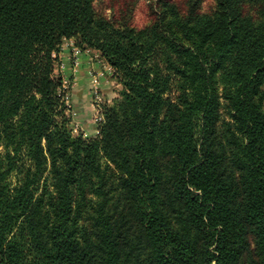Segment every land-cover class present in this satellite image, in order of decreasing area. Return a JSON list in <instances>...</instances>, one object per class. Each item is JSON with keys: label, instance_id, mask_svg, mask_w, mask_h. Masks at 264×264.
Here are the masks:
<instances>
[{"label": "trees", "instance_id": "16d2710c", "mask_svg": "<svg viewBox=\"0 0 264 264\" xmlns=\"http://www.w3.org/2000/svg\"><path fill=\"white\" fill-rule=\"evenodd\" d=\"M198 1L0 0V264H264V0ZM66 42L122 86L94 138Z\"/></svg>", "mask_w": 264, "mask_h": 264}, {"label": "rangeland", "instance_id": "374dc122", "mask_svg": "<svg viewBox=\"0 0 264 264\" xmlns=\"http://www.w3.org/2000/svg\"><path fill=\"white\" fill-rule=\"evenodd\" d=\"M164 1L169 2H177L182 6L184 10H187L191 0H96V6L98 9L105 10L108 14L112 15L113 9L115 11L119 10L120 7H133L134 9V23L137 27H143L146 25L152 18H153V11L157 9L160 4ZM200 1V2H199ZM199 7L201 12H210L214 10L216 3L215 0H199ZM66 42L64 44V50L71 48ZM73 44V43H72ZM72 46V45H71ZM73 48L74 44H73ZM75 51V50H74ZM76 54H79V50L75 51ZM86 53L90 54L93 60L96 61L102 67L104 64L103 60L101 59L100 55L92 51H85ZM104 68V67H103ZM114 70L108 64L106 65V69H102L101 72L98 74H92V82L95 85V89H91L90 93V100H88L87 104H85L88 108L86 110L83 108V104L80 103L79 99L82 98L79 94H76V102L72 101V96L74 94L73 87L74 82L73 80H66V87L68 90V105L71 107V115H72V126L73 132L75 135H83L87 138H94L97 137V129L99 122L101 121V112L102 106L104 104H112L115 100L120 98V93L122 90V86L119 85L113 79ZM107 79L109 82V87L104 91L100 92L98 89L99 78ZM93 85V86H94ZM95 90V92H94ZM79 102V103H78ZM76 103L78 106H76ZM81 104V106H79ZM73 105H75V109H73ZM80 107V108H79ZM85 107V106H84ZM80 110H79V109ZM93 111L90 113V111ZM96 110V112L94 111ZM87 111V112H86ZM99 131V130H98ZM16 177L11 178V182L14 185L16 183Z\"/></svg>", "mask_w": 264, "mask_h": 264}, {"label": "crops", "instance_id": "0c3cea01", "mask_svg": "<svg viewBox=\"0 0 264 264\" xmlns=\"http://www.w3.org/2000/svg\"><path fill=\"white\" fill-rule=\"evenodd\" d=\"M73 42H68L67 44L71 47L69 49L63 48L62 53L60 54L61 60V73L65 79L73 80L74 94L72 96V101L76 102V94L82 96L79 99L80 103L83 104V108H87L85 104H87L88 100H90V90L95 89V85L92 82V74H98L102 71V69H106V63L102 64V67L95 60H93L92 56L85 51H80L79 54H76L75 48H73ZM72 45V46H71ZM75 47V45H74ZM75 50V51H74ZM104 67V68H103ZM98 89L100 92H104L109 87V82L107 79L99 78ZM94 85V86H93ZM95 92V90H94ZM79 103V102H78ZM76 106L77 103H76ZM81 106V104H79ZM85 106V107H84ZM80 108V107H79ZM78 108V109H79ZM89 108V107H88ZM88 108L86 110H88ZM73 109H75V105H73ZM80 110V109H79ZM96 112V110H94ZM87 112V111H86ZM93 111L91 110L90 113ZM99 133L97 129V134Z\"/></svg>", "mask_w": 264, "mask_h": 264}, {"label": "built area", "instance_id": "2783aa9c", "mask_svg": "<svg viewBox=\"0 0 264 264\" xmlns=\"http://www.w3.org/2000/svg\"><path fill=\"white\" fill-rule=\"evenodd\" d=\"M75 50H79L78 48H75ZM80 51V50H79Z\"/></svg>", "mask_w": 264, "mask_h": 264}]
</instances>
